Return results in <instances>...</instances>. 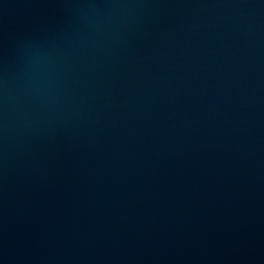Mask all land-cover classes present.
<instances>
[{
	"label": "water",
	"instance_id": "obj_1",
	"mask_svg": "<svg viewBox=\"0 0 264 264\" xmlns=\"http://www.w3.org/2000/svg\"><path fill=\"white\" fill-rule=\"evenodd\" d=\"M0 264H264V0H0Z\"/></svg>",
	"mask_w": 264,
	"mask_h": 264
}]
</instances>
